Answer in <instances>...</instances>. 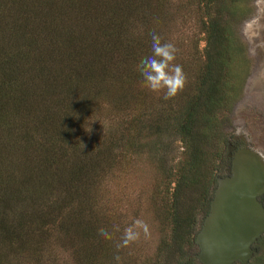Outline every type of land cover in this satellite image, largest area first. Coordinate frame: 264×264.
Returning a JSON list of instances; mask_svg holds the SVG:
<instances>
[{"label": "trees", "instance_id": "obj_1", "mask_svg": "<svg viewBox=\"0 0 264 264\" xmlns=\"http://www.w3.org/2000/svg\"><path fill=\"white\" fill-rule=\"evenodd\" d=\"M252 1L0 0V264H59L42 253L59 241L71 264H100L107 243L122 253V199L106 198V176L141 156L157 174L149 204L167 230L164 264H200L192 247L225 172ZM154 33L175 45L186 75L168 100L138 69ZM182 187L198 190L184 213ZM255 246L248 264H264V235Z\"/></svg>", "mask_w": 264, "mask_h": 264}, {"label": "rangeland", "instance_id": "obj_2", "mask_svg": "<svg viewBox=\"0 0 264 264\" xmlns=\"http://www.w3.org/2000/svg\"><path fill=\"white\" fill-rule=\"evenodd\" d=\"M252 4L254 7L253 14L239 26V34L246 45L251 66L249 75L244 81L242 93L234 102L229 118L235 133V140L241 142L240 147L255 150L264 158V0H253ZM189 29L186 30V33L193 32L192 28ZM203 45L204 42L199 41L198 48L200 51H202ZM193 64L197 67L201 61L199 65ZM108 128L109 126L106 125V129ZM227 130L229 131L228 127ZM118 167L123 171L118 174L112 170L106 176L110 179L108 181L110 186L103 193L107 199L112 201L122 199L118 212L122 215L123 227L124 229L132 228L134 232L138 233V238L127 245L122 244V253H117L116 247L118 246L116 244L111 246V243H107L105 251L97 252L100 253L98 255L99 263L113 264V259L119 256V264H155V257L161 259L163 256L162 262L164 264L165 261L167 262L165 256L170 253H158L157 247L166 237L167 230L158 225L159 223L155 218V207H153L152 202L149 204L157 174L143 156L137 157L130 168L122 165H118ZM196 192H198L196 188L188 190L185 187L181 188L177 196L178 205L181 206L179 211L186 212L182 206L188 204V195L191 197L196 195ZM127 222L130 223L129 226H127ZM117 225L116 222L111 221L109 228L111 227L113 231ZM145 226L148 230L147 233L144 231ZM59 242L53 243L51 246L42 245L44 248L42 253H48L50 250L53 253L57 252L59 264H71L69 250L67 248L58 249ZM83 243L84 246L88 245L87 242ZM61 244L67 246L65 241H61ZM192 249L197 251L195 246ZM30 252L33 253L32 250ZM10 258H5V263L11 262L12 258ZM95 262L97 264L98 259Z\"/></svg>", "mask_w": 264, "mask_h": 264}, {"label": "water", "instance_id": "obj_3", "mask_svg": "<svg viewBox=\"0 0 264 264\" xmlns=\"http://www.w3.org/2000/svg\"><path fill=\"white\" fill-rule=\"evenodd\" d=\"M264 158L241 147L233 155L231 174L217 178L210 208L195 235L202 264L247 263L252 245L264 235Z\"/></svg>", "mask_w": 264, "mask_h": 264}, {"label": "clouds", "instance_id": "obj_4", "mask_svg": "<svg viewBox=\"0 0 264 264\" xmlns=\"http://www.w3.org/2000/svg\"><path fill=\"white\" fill-rule=\"evenodd\" d=\"M152 55L143 58L138 69L143 77L144 86L151 92L163 93V99L176 97L185 87L186 75L183 67L175 64L177 49L171 42H162L161 37L152 34ZM139 224V222H137ZM147 233V227H144ZM138 238V233L128 228L124 233V245ZM119 247V246H118ZM119 261L120 257H115Z\"/></svg>", "mask_w": 264, "mask_h": 264}, {"label": "flooded vegetation", "instance_id": "obj_5", "mask_svg": "<svg viewBox=\"0 0 264 264\" xmlns=\"http://www.w3.org/2000/svg\"><path fill=\"white\" fill-rule=\"evenodd\" d=\"M246 20V19H245ZM244 20V21H245ZM251 66V65H250ZM251 70V69H250ZM248 75H249V73H248ZM248 75H247V77H248ZM247 77H246V79H247ZM245 79V80H246ZM244 85V84H243ZM244 87V86H243ZM242 90H243V88H242ZM241 93H242V91H241ZM228 128H229V131L227 130V127H226V154H225V157H226V164H225V172H224V174H223V176L222 177H224V176H228V175H230L231 174V166H232V159H233V155L236 153V151L238 150V149H240L241 147V142H238L237 140H235V133L233 132V130H232V125H231V122H230V124H229V126H228ZM216 188V187H215ZM215 190V189H214ZM213 194H214V191H213ZM212 197H213V195H212ZM212 199V198H211ZM257 199H258V201L259 202H261V204L264 206V192L262 193V194H260V195H258V197H257ZM211 201V200H210ZM209 208H210V203H209ZM209 211V210H208ZM206 216V215H205ZM205 216H204V218H205ZM204 218H203V220H202V222H201V224H200V227H199V229L201 228V226H202V223H203V221H204ZM199 229L197 230V232L199 231ZM196 232V233H197ZM196 235V234H195ZM194 241H195V238H194ZM256 243V242H255ZM255 243L252 245V247L253 248H255V251H254V254L255 253H257V248H256V246H255ZM195 247H196V249H197V251H195V253H196V257H197V253L199 252V247H198V245L196 244V242H195ZM254 254H253V256H254ZM252 256V257H253ZM252 257L250 258V260L252 259ZM197 260H198V262L200 263V264H202L200 261H199V259L197 258ZM250 260L247 262V263H241V262H239V261H236V262H234L233 264H248L249 262H250Z\"/></svg>", "mask_w": 264, "mask_h": 264}]
</instances>
